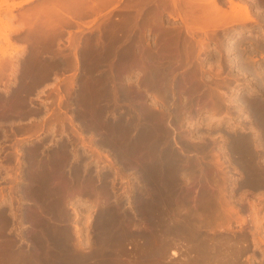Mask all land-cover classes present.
<instances>
[{
	"label": "rangeland",
	"instance_id": "obj_1",
	"mask_svg": "<svg viewBox=\"0 0 264 264\" xmlns=\"http://www.w3.org/2000/svg\"><path fill=\"white\" fill-rule=\"evenodd\" d=\"M8 1L10 3L14 0ZM46 1L48 0H31L27 3H22L20 6H10L11 8L7 5L0 6V18L7 20L11 13L13 15L15 14L16 18L12 21L16 26L17 23H20V19L17 17L21 15L22 12L32 9ZM81 1L84 2L85 7L79 10L72 9L73 11L70 12H72L71 15L73 14V19L66 17L64 23L55 26V28L52 27L53 29L51 28V30L48 28V30H46V28L43 30L40 29V27L39 30L37 27L35 33L33 32L35 31L34 29H30L32 28L30 27L31 25L27 24L28 27L25 26L23 29H20V31L8 30L11 43L6 42L3 37H0V98H3L2 100L0 99V102L2 101V103H0V213H4L5 210L7 215L8 223H6L7 225L4 227L6 236L8 235L7 237L11 238V236L15 235L13 237L18 239L22 238V240H17L20 243V245L17 243L20 246L18 248L22 249H20L22 253H32V249L36 247V242H33L35 240L32 238L33 230L27 226V224L29 225L31 223L32 219L30 217L29 220L28 217H25L30 214L27 208L31 210V207L34 209L33 207L35 206L34 195L29 194V196H27L26 194V187L24 186L27 181L26 175H28L27 172L30 170H35L33 167H39L40 160L47 156L50 157V152L53 151L52 157L59 156L61 152H59V150H63L60 149L62 147H66L67 152H70L68 155L71 154L67 157L69 158L68 162L66 158L65 162L68 164H65V172L69 169L72 170L76 166L78 167V165H81V168H79V166L78 169H76V172L79 171L76 181L79 185L75 183L74 189L72 188L70 190L69 196H72L70 197L71 200L67 198L68 200L66 199L65 201L66 204L62 206L65 213L64 218H62L64 221L62 219L57 221V227L59 226L61 230L65 228L71 233H69L70 236L72 235L70 242L81 246L79 247L80 249H78L79 253L88 254V252H84L90 249L93 250L94 246H97L95 236L98 230L96 231L95 229L98 228L96 227L98 225L96 223L102 219L101 215L103 212L100 213L101 211H105L107 208L106 212H108L111 208L113 210L117 207L116 210L119 211L121 208L120 212H122L123 208L125 210H131L133 206H135L136 195L134 194H136L137 189L136 186L134 187V184H130L135 182L134 176L139 172L138 165L136 163L131 164L126 162V159H124L125 157L120 154L123 157L121 158L114 146L110 145V143L107 144L108 141L106 140H104V142L102 141V138L105 136L103 133L104 130L102 131V129H100V131L91 124V109L88 108L89 110H87V107L84 105L85 102H83L84 100L79 99L77 92H80L82 88L86 87L84 85H87L88 87L86 88H90L86 89L88 90L87 92L90 94V90L92 93H95L98 86L100 87L99 80L97 79H99L102 74L104 76L108 74L107 68H109L110 71V65H116L115 62L117 58L115 56L120 54L121 49L124 50L125 46L126 48L130 45L142 50L151 48L156 50V46H163V44H165L164 41L170 42L173 38L178 42L179 46H181L177 52L182 59H180L178 55L176 56V58H179V62L177 61L178 66L174 69L172 75L177 74V76H182V86L186 84L183 86L184 88H186L187 85L189 86V84L190 88L192 85L198 86L196 88L197 91L193 93V101L189 100L192 94L190 91H187L190 89L188 86L184 93L186 105L182 106L181 109L175 108L177 106L164 96V92L160 91L161 88H152V91H149L150 88L148 89L147 87L148 80L146 78L147 75L151 73L146 71L148 69L145 68L141 61H136L137 63L127 70L126 80H124L123 84L128 87L130 91L132 90V96H134L133 91L135 94L138 91L142 92V98H135L140 108H142V106L147 108L148 105V109L152 108V111L164 113L165 125L167 126L168 123L167 128L171 131V136L173 135L175 137V140L172 141V143L174 142L173 146L175 145V148L182 151L181 154H183L182 156H184V158L186 157L185 159H194L196 167L199 168L197 173H201V164H207V166L210 167V171H213L216 180L215 183H219L215 186L212 183H208V187L215 190L218 195L217 210L209 212V216L207 214L205 215V213H203V215L201 213L202 216H199L201 218L207 217V219L212 220L213 223L210 221L212 227H207L202 230V234L207 235L209 244L216 247L219 252L213 253L216 259L210 253L209 257L207 254L209 260L214 258V260L212 259L214 262L208 261L207 259L208 263L206 260H202L201 263L198 262L197 264H202L203 261L207 264H215V260H219L217 256L221 258L220 254L226 251V245H228L226 246L227 249L228 247L233 249V251L232 249H228L233 253L230 257H226L228 260L231 258L230 260L232 263L236 261L233 264H264V126H260L264 124V118H262L261 122L258 121V123L252 106L253 102H257L259 105L261 104L264 106V0H234L238 3H244L243 5L248 4L247 7L249 12L251 11L250 16H253L252 19L250 18L251 20L238 22L233 26H222L215 29L207 28V30H187L186 24L181 18L175 19L174 16H170V13L173 11V0ZM180 1L181 5H184L185 0L184 3L182 0ZM210 1L212 2V0ZM210 1L206 0L203 4L211 3ZM216 1L227 11L231 10L230 1ZM196 2H198V0H196ZM255 2L257 3L255 4ZM227 8H229V10ZM148 16L151 19L150 28L142 27L140 25V20ZM127 21L130 22V29L127 33L125 32V35L120 34V32L119 35L114 34V37H116L115 35L122 37L119 39L120 41H118L120 44L118 42V44H115L116 42H114V38H112V34L114 33L113 27L124 24V22ZM37 22L39 21L37 20ZM37 25H39V23ZM123 36H125V38ZM201 42H205L204 45ZM236 42L238 43L237 45ZM73 45H76L78 49ZM87 45L89 46L87 47ZM91 46L94 48L96 57L94 54V56H86V54H84V49L91 48ZM117 46L119 48H117ZM122 46L124 48H122ZM160 46H158L157 49H161L162 46ZM182 46L183 48L187 47L185 49L189 50H187V55L186 51H183L184 49ZM230 46L233 50L239 47L238 50H234L235 55L238 57L237 62H234L232 58L233 53H230L227 49ZM109 47L112 48V50H110L112 53V57L110 53L111 59L108 58L109 56L107 57L104 55L108 58L107 59L102 55L107 48L108 50L111 49ZM95 48L99 52L101 50L104 51L103 53L102 51L100 53L97 51L98 54L95 53ZM179 52L182 54L180 55ZM100 55H102V57ZM113 56L115 60H113ZM94 57L99 60H94ZM106 59L108 61L110 60V63L108 62L110 65L107 63ZM102 60L104 61L103 63ZM167 60L169 59L163 58L161 62L164 63ZM167 62L170 63V61ZM95 64L97 66H95ZM245 64L247 66H245ZM165 65H168V63ZM248 65L249 68L252 67L250 70L248 69ZM105 72H107V74ZM182 72H184V74ZM39 75L41 77L38 78ZM150 79L154 80V78ZM261 79H263V81ZM70 80L74 82L71 83ZM161 80L165 81V79H160V81ZM184 80L187 83L184 82ZM192 82L193 84H191ZM94 83H98V86ZM137 85L139 86L138 88H136ZM93 89L96 91H93ZM86 90H84V92ZM205 94L208 95L206 96ZM201 95L205 98L203 99ZM18 96H21V100L24 98V102L20 100L21 104L18 107H14V100H16L15 98L19 99ZM214 98H216L214 104H217V107L213 104L214 101L211 102ZM205 99H207V102H205ZM130 102L131 101L128 100L120 101V108L116 109L114 116H118V112L124 110L122 105ZM178 102L176 103L178 104ZM242 102L246 103L244 108L241 106ZM179 103L181 104V102ZM88 111L90 112L88 113ZM176 114L177 116H175ZM248 137H250L248 140L254 143L253 147L255 145V154L257 155L258 153L255 157L256 161H253L254 159L252 158V160L248 159L250 158L248 155L241 156L242 160L241 158L239 159L240 156H238V153L232 147L235 141L241 140L240 138L244 140ZM232 138L235 140H232ZM189 143L191 146L188 145ZM33 148L37 149V151H34ZM32 149L35 154L38 153L37 155H39L37 156L38 162L35 161L37 157H35ZM54 153H58V155H54ZM29 155L32 156L30 157ZM237 158L240 160L239 162ZM246 158L248 160H246ZM243 159L245 160L243 161ZM33 160L35 164H33ZM242 161L244 162L243 165ZM248 161L251 162L249 165L247 163ZM258 162L260 168L257 167ZM237 163H241L239 164L241 167L238 166ZM253 163H257L256 166H254L255 164ZM245 164H247V169H245ZM242 167L245 168L243 169ZM27 168L29 171L26 172V170H28ZM248 169L252 171L250 170L251 172H249ZM253 169L257 171L255 172ZM257 172L262 173H259L261 178H256V176L258 177V175H256ZM251 173L252 177H250V179L248 176H251ZM90 177L92 178L91 180ZM190 178L189 183L191 188L194 186V188H192L193 197L201 195L204 189L203 179L201 176H198V174L197 176L192 175ZM247 178L248 181L250 180L251 182H245L244 180H247ZM93 179L94 184H97V186L91 182ZM89 184H93V186ZM103 185L107 188L102 187ZM86 186H90L91 190L89 188L88 191ZM80 187L82 190H80ZM84 187L85 190H83ZM72 190L73 192L75 191L74 196L71 194L73 193ZM90 191H94V194L92 192L89 193ZM77 192L80 195L77 194ZM87 199L88 202H86ZM117 204H121L122 206L120 207V205ZM195 204V202L191 201L190 206H195ZM112 205L114 208L111 207ZM24 210L26 213L28 212L27 215L24 213ZM65 210L67 212H65ZM98 217L101 219H98ZM75 225L78 226V229H76ZM60 226H62L63 229ZM28 230L32 231L29 232ZM24 234L30 235L31 238L30 236L24 237ZM22 235L23 237H21ZM173 235H171L172 239L171 237L168 238L169 247L167 246L168 249L163 258L157 257L153 258L154 260L151 259L152 256L151 258H144V254L142 253L148 251H145L144 246L142 247L144 244L140 242L141 239L137 236L136 240H126V244L123 245L124 248L126 247L125 254L123 252H118L120 251L118 249V253L111 254L114 255L113 257L111 255H109L110 258L106 257L108 259L106 263L154 264L152 262L156 263L161 259L162 262L170 263V261H173L171 262L172 264H180L181 262L185 264L186 261L189 262L187 257L199 258V254H197L198 251L193 250V248L196 249L197 247V240L196 242L195 240L191 242L187 239H183L179 233L176 235L177 238H175V234ZM0 237L2 238V236ZM26 237L29 238V240ZM211 238L212 241L209 240ZM229 239H231L232 242L233 240H236V242L238 240L239 243L242 241L240 244L238 243L239 246L243 245L241 247L242 249L237 248L234 242L232 243ZM26 241L30 242L27 243ZM223 242L228 243L224 246L225 243ZM243 242L244 244H242ZM24 244L28 245L25 247ZM229 244L233 246H229ZM213 246L211 247L213 248ZM223 246L224 248H222ZM31 247L33 248L30 250ZM190 247H192L193 251ZM96 248L97 247H95V249ZM127 248H130L129 250L131 252L127 251ZM26 249L27 252L24 251ZM136 249L141 250L135 252ZM175 251L177 255L173 253ZM188 251H190L189 255ZM236 251L240 252L236 253ZM185 252L187 254H185ZM230 252L228 253L230 254ZM195 253L198 256H195ZM42 254L40 255V264L53 261L51 258L55 257L54 253H50L54 255H51V258L47 256L46 253ZM223 254L224 253H222V256ZM115 255H118L117 258ZM41 256L43 258H41ZM45 256L49 258L46 257L45 259ZM165 256L167 258H164ZM93 257L89 258V261L87 260L88 263L87 261H76L75 263H102L99 254L95 259L98 257L100 262L95 261ZM92 258L93 260L91 261ZM112 258H115V261L112 260ZM112 261L114 262L112 263ZM161 261L158 263L160 264ZM217 261L216 263L218 264L224 262H222V260ZM220 261L221 263H219ZM231 262H229V264H232ZM72 263L75 264L74 262Z\"/></svg>",
	"mask_w": 264,
	"mask_h": 264
},
{
	"label": "bare ground",
	"instance_id": "obj_2",
	"mask_svg": "<svg viewBox=\"0 0 264 264\" xmlns=\"http://www.w3.org/2000/svg\"><path fill=\"white\" fill-rule=\"evenodd\" d=\"M28 1H31V0H22V1H15L14 0L13 2H10V3L8 0H0V6L7 5L9 7L10 6L15 7V6H20L22 3H25V2L27 3ZM179 1L180 0H173V3H172V10L173 11L170 13L171 14L170 16H172V17L174 16L175 19L181 18L185 22L187 30H193V29L194 30L195 29L207 30V28L215 29V28H219L222 26H225V27L233 26L234 24L236 25L238 22H242V21L244 22V20L246 21V20H249L250 18L252 19V17H253V16L252 17L250 16L251 11L249 12V9L247 7L248 4L243 5L244 3L242 4V2H240L241 3L240 4L237 1L235 2L234 0H228V1H230V5H231L230 11H227L226 9H224L221 6V4H219L216 0H212V2L209 0L211 3H208V4L205 3L206 5L203 4L204 1H206V0H198V2H196V0L195 1L194 0H185V3H184V0H182L184 5H181V3H180L181 1L180 2ZM256 3L257 2H255V4ZM84 7H85V4L81 0H77V1L76 0H48V1L43 2L42 4H40L38 6L33 7L32 9H28L25 12H22L21 15H19L17 17L18 19H20L19 20L20 23L19 24L17 23L16 26L13 24V21H12L13 19L16 18L15 14L13 15L11 13V15H9L7 20H3L2 18H0V37H3L6 42L11 43L8 30H11V31L19 30L20 31V29H23L25 26H27V24L31 25L30 27H32V28H30V27L29 28L34 29L35 31H33V30L32 31L35 33L37 31L36 30L37 27H38V29L40 27V29H43V30H44V28H46V30H48V29L51 30L52 27L55 28V26H57L61 23H64V21H66V17L71 19L73 17V14L71 15L72 12H70V11L77 10V9L79 10V9L84 8ZM227 9L229 10V8H227ZM37 20L39 22H37ZM36 23L37 24L39 23V25H37ZM129 24H130V22L127 21V22H124V24L117 25V26L113 27L114 33L112 32L113 33L112 38H114V42H116L115 44H118L119 43L118 41H120L119 39L122 38L120 36L119 37L117 36V35H119V32H120V34L125 35V32L127 33V31L130 29ZM35 25H37V26H35ZM140 25L142 27H145V28H150V26H151L150 17L148 16L146 18H142L140 20ZM228 30H230V29H228ZM114 34H117V35H115L116 37H114ZM228 35H227V37H228ZM123 37L125 38V36H123ZM241 41H242V39H241ZM164 42H165V44H163V46L161 45L162 47L157 44L158 46L161 47V49L160 48L157 49L158 46H156V48H155L156 50H153L152 48L142 50V49H139L138 47L135 48V47H132L128 44L129 46L127 48L125 46V49L124 50L121 49V53L117 54V56H115L117 58V60L115 62L116 63L115 66L110 65L109 64L110 60L109 61L107 60L108 58H110V53H111L110 50H112V48L109 47V48H111L109 50L107 48L104 53H103L104 50L103 51L101 50L103 53L102 54L103 56L104 55H106L107 57L109 56L108 58L106 56H104V57L107 58L106 59L107 63L109 62L108 64L110 65V71H109V68H107L108 70L107 69L106 70L108 71V74H107V72H105L107 75L104 76L102 74L103 77L100 76L101 78L99 77V79H97V80H99L100 87L97 85L98 83L97 84L94 83L98 86V89H96L97 91L93 89V91H96L95 93L93 92L94 94L90 90H89L90 94L87 92L88 90H86V89H90V88H86V87H88L87 85H84L86 87L83 86L85 89L82 88V90L80 92H77L79 99L84 100L83 102H85L84 105L87 107V110L91 109V112L88 111V113L90 112V116H91L90 117V120L92 121L91 124H93L99 130L100 129H102V131L104 130L103 133L105 134V136L103 137L104 139L102 138V141L104 142V140H106V141H108V143L106 142L107 144L110 143V145L114 146L115 150L118 151L119 155L121 154L122 156L125 157L124 159H126L125 160L126 162L131 163V164L136 163L138 165L139 172L137 173L136 176H134L135 182L134 183L130 182L131 183L130 185L134 184V187L136 186V189H137L136 194H134V195H136V197L134 196L135 197V203H136L135 206H133L132 209L130 208L131 210H129V209L125 210L123 208L122 212H120L121 208L119 209V211H117L116 210L117 207L114 208L112 205L111 207L114 208L113 210L111 208L110 211L108 210V212H106V210H107V208H106L105 211H101L100 213L103 212L101 215L102 219L98 217V219H101V220L96 223V224H98L96 226L98 228L95 229L96 231L98 230L97 235L95 234L96 235L95 236V238H96L95 242H97V246L93 245L94 246L93 250L90 249L89 251L84 252V253L88 252V254L79 253L78 249H80L79 247H81V246H78V245L70 242V239L72 238L71 237L72 235L70 236L71 233L68 232V230H66L65 228L63 229L62 226H60V227L63 230H61L59 228V226L57 227V224H58L57 221L64 218L65 213L63 211L62 206H63V204H66L65 201L67 198L69 200H71L70 197H72V196H69L70 192H71L70 190L74 187L75 183H77L76 182L77 177H78L77 174L79 171L76 172L77 171L76 169H78L79 166H80L79 168H81V165H78V167H77L74 164L76 167H74L72 170L69 169V170H71V171L68 170L69 172L68 171L65 172V166H66L65 164L68 162V159H69L67 157H69L71 154L68 155L70 152L68 153L66 150V147L64 148L61 146L62 148H60V149H63V150L58 149L59 152L61 151L59 156L52 157L53 151L50 152L51 156L49 155L50 157H48L47 155H45L47 157L44 156L45 158H43L42 160L39 161V167H38L37 166L38 165V163H37L38 157L37 156H39V155H37L38 153L35 154L34 151H37V149H34L35 148L34 147L33 148L34 151L32 149V152H34L35 157H37V160H35L36 158L34 159L35 161H37L36 162L37 168L33 167L35 170L32 169L30 171H29L30 166H29V169L27 168L28 170H26V172L27 171H29V172H27L28 173V175H26L27 181L25 180L26 182H25L24 186L26 187L27 196H29V194H30V195H34V198H35V201L33 200L35 202V206H36V208H35V206L33 207L35 210L32 209L31 206H33V205H31L30 206L31 210H29V208H27L28 209L27 211H29L30 214H29V216H25V217H28L29 220H30V217L32 219L31 223L29 225L27 224V226L29 228H32V230H33V231L30 230V231L33 232L32 238H34V240H35L33 242H36V247L30 248V250L33 248L31 251L32 253L27 252V249L24 250L27 253H24V252L22 253L21 252L22 249L20 248L21 249L20 250L18 248V247H20L19 246L20 243L17 241V240H22V238L18 239V238L13 237L15 235L11 236V238L7 237L8 235L6 236V234L4 233V230H5L4 227L7 225L6 223H8V222H7V215H6L5 210H4V213L3 212L0 213V236H2V238L0 237L1 238L0 239V264H40V262H41L40 261V255L42 253H46V255L49 256L50 258H51V255H53L50 253L55 254V257L51 258V259H53V261L45 262V264H73L72 262L75 263L76 261L86 262L89 258H91L93 256L96 257L98 254L100 255L101 258L104 256L102 259L100 258V261H102V263L105 264L106 260H108L106 257L110 258L109 255L114 254V253H118V252H121V253L123 252L125 254L126 247L124 248L123 245L126 244L125 243L126 240H128V241H131V240L133 241V239L136 240L137 236L140 237V239H141V241H140V239H139V241L144 244V245H142V247L144 246L145 251L146 250L148 251V252L144 251L145 253H142L143 251L141 252L142 254L145 255V256L143 255V257L144 258H148V257L151 258V256H152L151 259L154 260L153 258H157V257L163 258V256L167 252L166 250L169 247L168 238L171 237V239H172L171 235H173V234H175V238H177L176 235H178V233L183 237V239H187L191 242L193 240H195V242H196V240H197V243H198V244L196 243L197 244L196 249L193 248V250L198 251V253L197 252L196 253L199 254V256L196 253H195V256L197 255L199 258L196 257V259H195L193 257H187L189 259L188 260L189 262L186 261L185 264H197L198 262L201 263L202 260H204V261L206 260V262H207V259L209 257V253L216 259V257L213 255V253L214 252L217 253V252H219V250L217 251L216 247L209 244V242L207 241V235L202 234V230H204L207 227H212L211 226L212 220L207 219V217H205V218L199 217V216H202L203 213H205V215L206 214L208 215L209 212H213V211L217 210L218 195L215 192V190L210 189L208 187V183H212L214 186L216 184L217 185L219 184V183H215L216 180H215L213 171H210V167H208L207 164H201V167H202L201 173H197L199 168L196 167V162L194 161V159L193 160L185 159L186 157L184 158V156H182L183 154H181L182 151L175 148L174 147L175 145L173 146L174 142L172 143V141L175 140V137L173 135L171 136V131L169 130V128H167L168 123H167V126L165 125L166 121H165L164 113H162L160 111L159 112L152 111V108L148 109V105H147V108L145 106H142V108H140L138 106L137 102L135 101V98H142V92L138 91L135 94L133 91L134 96H132V93H131L132 90L130 91V89H128V87H126L123 84L124 80H126L127 70H129L131 66L135 65V63H137L136 61H141L144 64L145 68L148 69L146 71H149L151 73L150 75L146 74L147 75L146 79L148 80L147 81L148 82L147 87H148V89L150 88L149 91L150 90L152 91V88H154V89L161 88L160 91L164 92V96H166L168 99H170L172 101V103L177 106L175 108L181 109L182 106L186 105V98L184 97V93L187 90L186 88L188 85L186 86V88H184L183 86H185L186 84L182 86V84H183V81H182L183 78H181L182 76L181 77L177 76V74L172 75V72L178 66L177 63L179 62L178 60L180 57L178 55L177 50L181 46H179L178 42L175 41V39H173V38L170 40V42L169 41L168 42L164 41ZM111 43H112V41H111ZM111 43H109V44H111ZM162 43H163V41H162ZM201 43L204 45L205 42L204 43L201 42ZM237 44L238 43L236 42V45ZM180 45H182V44H180ZM73 46L76 47V45H73ZM88 46L89 45H87V47ZM147 47H149V46H147ZM153 47H155V46H153ZM117 48H119V47L117 46ZM122 48H124V47L122 46ZM182 48H183V46H182ZM185 48H187V47H185ZM185 48H183L184 49L183 51H186V55H187V52L189 50L185 49ZM238 48L234 49V50H238ZM227 49L229 50L230 53H233L232 58L234 59V62H237L238 57H237V55H235L233 48L230 46ZM84 51H85L84 54H86V56H91V55L94 56L95 55L94 54V48L92 46H91V48L84 49ZM97 51L98 50L96 49L95 53L99 52V51L98 52ZM114 51H115V49H114ZM165 51H166V54H165ZM181 54L182 53H180V55ZM102 55H100V56L102 57ZM177 55L179 58H176ZM183 56H184V54H183ZM95 57H96V55H95ZM95 57H94V60L96 59ZM97 57H99V56H97ZM111 57H112V53H111ZM115 57L113 60H115ZM163 58L169 59L167 61H170V63L167 61L166 62L168 63V65H165V64H167L166 62L162 63L161 61H163ZM180 59H182V58H180ZM97 60H99V59H96V61ZM164 60H166V59H164ZM103 62L104 61L102 60V63ZM105 63H106V61H105ZM96 64L98 65L97 62H96ZM96 64H95V66H97ZM239 66H240V64H239ZM245 66H247V65L245 64ZM251 68H249V65H248V69L250 70ZM182 73L184 74V72H182ZM257 73H259V72H257ZM263 74H264V72H263ZM39 77H41V76L39 75L38 78ZM150 78H154V80H151ZM160 79H165V81L164 80L160 81ZM261 80L263 81V79H261ZM70 81H71V83L74 82V81L72 82V80H70ZM184 82H186V81L184 80ZM31 84H32V81H31ZM191 84H193V82ZM189 86H190V84H189ZM138 87L139 86L137 85L136 88H138ZM197 87L198 86L192 85V87L191 88L189 87L190 89L187 90V91H190L192 94L190 96L191 99H189L190 101H193V99H194L193 93L195 91H197L196 90ZM261 87H262V85H261ZM91 89H92V86H91ZM154 89H153V91H154ZM84 90H86V91L84 92ZM146 90H147V88H146ZM260 90L263 91L262 89H260ZM201 96L203 98V95H201ZM201 96H200V98H201ZM3 97H4V95H3ZM18 97H19V99L15 98L16 100H14V105H13L14 107H18L21 104V101L24 102V100H23L24 98H22V100H21V96H18ZM78 97H75V98H78ZM190 97L188 96L187 98H190ZM197 98H198V96H197ZM0 99L2 100L3 98L1 97ZM124 100L125 101L128 100L131 102L128 104L122 105V108L124 110L121 112H118V110H119L118 109L117 110L118 116H114L116 113V109L120 108L121 104L119 105V102L124 101ZM215 100H216V98L212 99L211 102L214 101L213 102V104H214ZM178 101L181 102V104ZM258 101H260V100H258ZM176 102H178V104ZM205 102H207V99H205ZM0 103H2V101ZM245 104H246L245 102H242L241 106L244 108V106H246ZM214 105H216V107H217V104H214ZM249 106H250V104H249ZM252 106L254 109L253 111H255L254 113L256 114L255 117H257L256 118L257 122L258 121L261 122L262 118H264L263 117L264 106H262L261 104L259 105L257 102H253ZM175 116H177V114ZM177 121H178V119H177ZM260 126H264V124L263 125L261 124ZM263 130H264V128H263ZM249 138L250 137L246 138L247 140L246 139L243 140L242 138H240L241 140L235 141L234 144L233 145L231 144V145L235 149V151L238 153V156H240L239 159L241 158V156H244V155L247 156L248 155L250 157V158L247 157L248 159L252 158V159H254L253 161H256L255 157L258 155V153H257L258 151L256 152L257 153V155H256L255 151H254L255 145L253 147L254 143H252L250 140H248ZM233 139L234 138H232V140ZM232 140H231V142H232ZM181 145H184V144H181ZM188 145H190V143ZM185 146H187V145H185ZM257 147H259V146H257ZM54 155H58V153L57 154L54 153ZM121 155H120V157L123 158ZM29 156L31 157L32 155H29ZM32 158H34V157H32ZM66 158H67V162H65ZM247 158H246V160H248ZM39 159H41V158H39ZM237 160H238V158H237ZM241 160H242V158H241ZM244 160L245 159H243V161ZM35 161L33 164H35ZM239 161L240 160H238V162ZM243 161H242V165L244 163ZM249 161L247 162L248 165H249V163H251ZM199 162H201V161H199ZM239 164H241V163H239ZM239 164H238V166L241 167V165H239ZM253 164H255L254 166H256L257 163H253ZM244 166H246V168L245 167H242V168L247 169V164H245ZM251 167H253V166H251ZM257 167H259V162H258ZM255 169H257V168H255ZM250 170H249V172L252 171V170L251 171ZM253 171H255V170L253 169ZM259 171H260V169H259ZM87 173H88V171H87ZM87 173H86V176H87ZM259 173H261V172H257V174H256V175H258V177L256 176L257 179L261 178ZM197 174H198V176H201V178L204 181V189H203L201 195L193 197L192 188H194V186L191 188L190 183H189L190 182L189 179H191L190 177H192V175L197 176ZM23 175H25V174H23ZM250 177H252V173H251V176H248V178H250ZM194 178H195V176H194ZM248 178H247V180H244V181L249 182L250 180L248 181ZM91 179L92 178L90 177V180ZM94 179H93V181H91V182H93V184H94ZM77 184H76V186H77ZM93 184L92 185L89 184V185L93 186ZM86 185H88V184H86ZM94 185L97 186V184H94ZM76 186H75V188H76ZM81 187H80V190H82V188H83V187L82 188ZM102 187H105V186L103 185ZM89 188L91 190V187L89 186V187H87L88 191H89ZM105 188H107V187H105ZM92 189H93V187H92ZM83 190H85V187ZM103 190H104V188H103ZM20 191H19V193H20ZM94 191H95V189H94ZM94 191H90L89 193H91V192L93 193ZM72 192H73V190H72ZM74 192L71 193L73 196H74ZM19 193H18V195H19ZM77 194H79V193L77 192ZM198 194H200V193H198ZM25 195H24V197H25ZM98 195H99V193H98ZM75 196L78 197L77 195H75ZM19 198H21V197H19ZM25 200H26V198H25ZM132 200H133V198H132ZM191 201L196 203L195 206H190ZM86 202H88V199ZM123 203H124V201H123ZM117 205H120V207L122 206L121 204H117ZM118 208H119V206H118ZM228 209H230V208H228ZM129 211H131V212H129ZM65 212H67V211L65 210ZM24 213H26L25 210H24ZM27 213H26V215H27ZM201 213H202V215H201ZM209 215H210V213H209ZM23 219H24V217H23ZM62 220L64 221V219H62ZM20 221H22V220H20ZM60 223H62V222H60ZM118 224H120V225H118ZM75 227H76V229H78L77 225H75ZM23 233H24V231H23ZM25 236L29 237L30 235L24 234V237ZM181 236H179V237H181ZM21 237H23V235ZM208 237H210V236H208ZM30 238H31V236H30ZM181 238H179V239H181ZM27 239L29 240V238H27ZM179 239H177V240H179ZM30 240H32V239H30ZM198 240H199V242H198ZM209 240L212 241V238ZM91 241H93V240H91ZM183 241H185V240H183ZM215 241H217V240H215ZM222 241H224V240H222ZM229 241H231V239H229ZM28 242H30V241H28ZM170 242H169V244H170ZM195 242H194V244H195ZM233 242H234V245L237 246V248H241L243 246V245L239 246V244L242 241H240V243H239L238 240H237V242H236V240L235 241L233 240ZM223 243H225L224 244V246H225L228 242H223ZM191 244H193V243H191ZM230 244H229V246H233ZM242 244H244V242ZM24 245L26 247L28 244L27 245L24 244ZM221 245H223V244H221ZM32 246H33V244H32ZM77 246H78V248H77ZM211 246H213V248ZM224 246L222 248H224ZM226 246H228V245H226ZM226 246H225L226 251L222 252V253H224L223 254L224 258L222 256V253L221 254L219 253L221 255V258H220V256H217L215 253V255L217 256V259L222 260V262L224 261L222 264H229V262H231V260H230L231 258L229 259L230 261L227 258H228V256L230 257V255L233 253V252L232 253L230 252L231 250L230 251L228 250V249H232V248L228 247V249H227ZM236 246H234V247H236ZM95 247H97V248L95 249ZM136 248H137V246H136ZM140 248H141V245H140ZM243 248H245V247H243ZM118 249L120 251L117 252ZM129 249L130 248H127V251H130ZM141 249H136L135 252L137 250L140 251ZM190 249L192 250V247H190ZM190 249H187V250H190ZM219 249H221V248H219ZM236 250H238V249H236ZM243 250H241V251H243ZM232 251H233V249H232ZM228 252H230V254ZM237 252H240V251H236V253ZM173 253L177 255L176 251ZM189 253H190V251H188V255H189ZM127 254H128V252H127ZM142 254H140V255H142ZM185 254H187V253L185 252ZM207 254H208V257H207ZM118 255H115L116 258ZM121 255H123V254H121ZM121 255H119V256H121ZM42 256H43V254H42ZM42 256H41V258H43ZM47 256H45V259ZM111 256L113 257L114 255H111ZM49 257H47V258H49ZM95 257H93V258L95 259ZM98 257L96 258L98 260L95 259V261H99ZM93 258L91 259V261L93 260ZM123 258H124V256H123ZM164 258H167V257L165 256ZM190 258L194 259V260H191ZM214 258H212V259L214 260ZM212 259H210V260L208 259V261L214 262ZM233 259H234V257H233ZM109 260H111V259H109ZM112 260L115 261V258L114 259L112 258ZM146 260H145V262H146ZM152 260H151V262H152ZM88 261H87V263H88ZM114 261H112V263ZM159 261H161V259L158 260L156 263L155 262H152V263L157 264ZM204 261H203V263H204ZM216 261L217 260H215V264H218V263H216ZM107 262H109V261H107ZM171 262H173V261H170V263L161 261L160 264H172ZM235 262H233V263H235ZM102 263L100 262L98 264H102ZM143 263H144V261H143ZM181 263L184 264V262H181ZM207 263H204V264H207ZM219 263H221V261ZM90 264H93V263H90ZM110 264H111V262H110ZM125 264H127V263H125ZM149 264H151V263H149ZM176 264H178V263H176Z\"/></svg>",
	"mask_w": 264,
	"mask_h": 264
},
{
	"label": "crops",
	"instance_id": "obj_3",
	"mask_svg": "<svg viewBox=\"0 0 264 264\" xmlns=\"http://www.w3.org/2000/svg\"><path fill=\"white\" fill-rule=\"evenodd\" d=\"M15 1H22V0H15Z\"/></svg>",
	"mask_w": 264,
	"mask_h": 264
}]
</instances>
